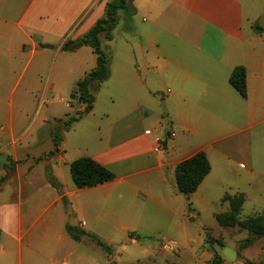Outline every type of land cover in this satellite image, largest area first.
<instances>
[{"label":"crops","instance_id":"0c3cea01","mask_svg":"<svg viewBox=\"0 0 264 264\" xmlns=\"http://www.w3.org/2000/svg\"><path fill=\"white\" fill-rule=\"evenodd\" d=\"M111 1L0 0V37L7 31L12 36L18 32L17 47L21 50L30 44L31 59L49 48L48 37L57 38L59 41L50 50L58 53L67 40L80 38L103 18ZM132 7L135 13L145 16L146 38L151 47L147 55L153 56L154 73L163 77L166 87H171L161 99L168 109L171 128L152 109L149 114V109L140 102H125L121 105L124 123L114 128L111 139L92 154L67 160L62 147L65 143L60 137L49 160L60 187L49 182L42 185L39 190L51 201L40 205L38 216L25 218L21 184L19 198L11 200L3 219L0 206V236H8L15 247L10 253L5 248L0 250L6 260L4 264H23L22 246L34 234L35 238L41 237L38 231L41 226V240L45 243L68 239L74 244H84L69 236L68 223L75 226L73 220L78 219L85 232L94 234L85 230L87 220L105 219L106 202L114 193L121 201L124 195L135 191L138 197L142 195L160 204L161 194L152 187L170 183L177 189V165L198 152L206 154L211 171L198 190L188 196L196 211L200 209L198 205L209 201L206 193L217 186L244 194L245 203L250 201L252 189L264 187V31L255 30L264 13V0H133ZM138 35L143 37L141 32ZM92 54L97 62V56ZM238 67L246 70L245 98L229 81ZM63 74L57 68L55 77ZM83 78L74 82L75 87ZM49 88L54 90L55 84ZM79 104L83 107L76 112L84 111L86 105ZM46 121L43 119L38 127L40 133L45 131L37 132L29 142L31 152H25L26 162L42 155L32 149L42 134L51 141L49 153L55 150ZM9 130V145H15L29 132L22 129V136H16L13 119ZM160 145L163 149L157 150ZM82 157H90L112 171L114 180L91 188L69 187L60 178L64 177L63 165L69 167ZM65 197L71 202V215L62 202ZM54 206L62 208L64 219L58 233L49 238L44 235L45 219ZM46 248L42 260L36 264H75L70 261L77 254L75 250L59 257L56 243L55 247Z\"/></svg>","mask_w":264,"mask_h":264},{"label":"rangeland","instance_id":"374dc122","mask_svg":"<svg viewBox=\"0 0 264 264\" xmlns=\"http://www.w3.org/2000/svg\"><path fill=\"white\" fill-rule=\"evenodd\" d=\"M121 11L119 21L111 31V40L101 34V47L110 57V76L98 90L97 84L91 87L95 97L93 112L89 116L83 114L82 118L69 125L64 121L71 117L77 118L83 113L76 112L83 106L79 104L80 101L71 100L70 95L75 87L74 82L96 66L91 50L83 47L73 52L57 53L50 49L59 39L48 37L52 40H47L51 42L49 48L44 47L46 49L42 54H36L31 59L30 44L21 50L17 47V44H20L18 32L12 36L7 31L0 37L2 219L9 212L7 207L10 206L11 200L14 197L19 198L20 184L21 196L25 203V218L34 219L40 212V205L51 201L44 191L42 193L39 190L43 188L42 185L48 183V174L55 178L52 164L49 162L52 158L49 153L51 141L42 134L37 146L32 147L42 155L31 158L28 162L24 155L25 152H31L28 151L29 142L37 132L40 133L38 127L43 119H47L46 126L50 129V137L53 140L57 142L62 137V142L65 143V147H62L64 153L67 152V160L92 154L95 149H99L111 139L113 129L124 123L121 105L125 102H140L143 107L149 109V114L152 109L160 116L167 127L170 122L172 125L169 112L168 116L164 115L161 100L171 87H166L163 77L154 73L153 56L147 55L151 47L146 38V24L143 22L145 16ZM263 15L264 13L261 17ZM138 32H141L143 37L138 35ZM57 68H60V72L64 71L62 77H55ZM50 74L53 77H50ZM52 83L55 84L54 90L49 88ZM72 105L77 107L71 109L69 106ZM11 119L14 120L16 136H22V129L29 131L26 137H22L15 145H9ZM60 126L61 130L64 128L62 131ZM1 127L5 129L2 130ZM7 145L9 147H6ZM63 168L64 177L60 178H64L69 187H74L70 168L66 165H63ZM152 190L161 194L160 204L142 195L138 197L135 191L124 195L121 201L118 199L119 195L114 193L106 202V218L87 220L85 230H92L99 240L109 245L111 254L99 248L91 238L84 237L80 241L84 244H74L68 239L55 241L59 257L65 252L75 250L77 254L70 260L75 264L264 263V238L253 236L239 227H222L216 221L217 214L229 211V203L223 202V198L227 194L234 195L231 189L217 186L207 192L209 201L198 205L199 211L195 210L196 207L189 200L190 196L179 193L170 183H157ZM251 191L250 201L243 205L240 220L264 212V187L260 186ZM62 202L67 213L71 215L69 198H63ZM63 219L62 208L52 207L45 219L47 229L44 235L51 238L57 234ZM73 222L76 223L75 227L84 231L78 219L74 218ZM68 225L73 226L71 223ZM38 231L37 235L40 233L41 237L35 238L34 234L22 246L23 264H36L42 260L46 246L55 247L53 241L45 243L41 240L42 226ZM208 238L219 240L220 243H207ZM248 239L252 240L251 244L243 246ZM84 245L95 250L91 251ZM2 248L8 253L15 251L10 238L3 234L0 236V250ZM5 261L0 255V264Z\"/></svg>","mask_w":264,"mask_h":264},{"label":"trees","instance_id":"16d2710c","mask_svg":"<svg viewBox=\"0 0 264 264\" xmlns=\"http://www.w3.org/2000/svg\"><path fill=\"white\" fill-rule=\"evenodd\" d=\"M132 2L133 0H113L107 3L106 13L103 18L99 19L96 24L80 38L75 40H67L61 47V51L63 52H73L83 46H87L90 47L92 52L97 56L96 67L93 68L88 74L85 75L83 79L77 83L81 103L86 105L85 109L83 113L77 118L71 117L69 120L64 121L66 125H69L77 119L82 118L83 114H89L92 112L94 108L95 97L91 91V87H94V85L97 84V88H99L101 84L108 80L110 76V57L103 51L101 47L100 36L101 34H105L106 37L111 40V31L117 25L120 18L119 12L121 10L128 11L131 15L135 13L134 8L132 7ZM255 30L258 33L264 31V29H262L258 23L255 25ZM229 81L230 84L240 93V95L245 98V68H236L232 72ZM168 134H170V132ZM54 145L55 150H57V142L55 140ZM54 151H51L50 154H53ZM69 168L73 183L78 189L95 187L110 182L115 178V174L112 171L90 157H82L73 161ZM210 171L211 166L204 152H198L193 157L182 161L175 169L177 190L179 193L186 196L195 193ZM47 180L53 187H60V184L53 176L48 174ZM223 202L229 203V211L216 215V221L220 226L226 228L239 227L240 229L248 231L253 236L264 238V212L243 220H240L239 218L243 205L246 202V197L244 194H227L224 197ZM67 232L76 242H80L84 237H89L106 253H112L111 247L99 240L94 234L87 233L85 231L79 230L75 226L69 225H67ZM211 242L220 243L219 240L208 238L207 243ZM251 242L252 240L248 239L243 246H249Z\"/></svg>","mask_w":264,"mask_h":264},{"label":"water","instance_id":"95a60500","mask_svg":"<svg viewBox=\"0 0 264 264\" xmlns=\"http://www.w3.org/2000/svg\"><path fill=\"white\" fill-rule=\"evenodd\" d=\"M258 24H259V26L262 29H264V15L259 19ZM78 89H79L78 87H74L73 88V91H72V93L70 95V99L71 100H73V101H81V99H80V97L78 95ZM162 107H163L164 115L168 116V111H167V109L165 107L164 101L162 102ZM168 128L169 129L171 128V122L169 123Z\"/></svg>","mask_w":264,"mask_h":264},{"label":"built area","instance_id":"2783aa9c","mask_svg":"<svg viewBox=\"0 0 264 264\" xmlns=\"http://www.w3.org/2000/svg\"><path fill=\"white\" fill-rule=\"evenodd\" d=\"M163 149V145L158 146L157 150Z\"/></svg>","mask_w":264,"mask_h":264}]
</instances>
